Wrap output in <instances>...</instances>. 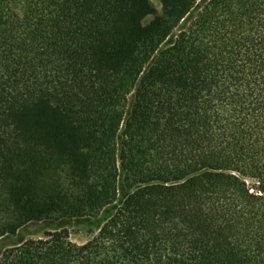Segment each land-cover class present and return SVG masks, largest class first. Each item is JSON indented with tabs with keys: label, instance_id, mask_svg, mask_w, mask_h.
<instances>
[{
	"label": "trees",
	"instance_id": "16d2710c",
	"mask_svg": "<svg viewBox=\"0 0 264 264\" xmlns=\"http://www.w3.org/2000/svg\"><path fill=\"white\" fill-rule=\"evenodd\" d=\"M150 1L0 0V239L113 208L0 264H264V0Z\"/></svg>",
	"mask_w": 264,
	"mask_h": 264
},
{
	"label": "rangeland",
	"instance_id": "374dc122",
	"mask_svg": "<svg viewBox=\"0 0 264 264\" xmlns=\"http://www.w3.org/2000/svg\"><path fill=\"white\" fill-rule=\"evenodd\" d=\"M151 6L154 12L161 10L159 0H151ZM153 16L148 18L152 20ZM131 101V100H130ZM113 208H107L98 217L90 218H67L55 215L39 221H31L20 227L14 235H5L0 239V255L7 249L16 246L29 239H38L47 232L66 229L69 232L71 241L77 244H83L90 237L92 232L96 231L111 214Z\"/></svg>",
	"mask_w": 264,
	"mask_h": 264
}]
</instances>
